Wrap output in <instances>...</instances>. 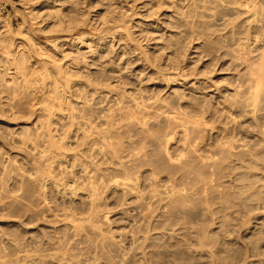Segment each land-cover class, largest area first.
<instances>
[{
    "label": "rangeland",
    "instance_id": "374dc122",
    "mask_svg": "<svg viewBox=\"0 0 264 264\" xmlns=\"http://www.w3.org/2000/svg\"><path fill=\"white\" fill-rule=\"evenodd\" d=\"M19 3L0 264H264V0Z\"/></svg>",
    "mask_w": 264,
    "mask_h": 264
},
{
    "label": "bare ground",
    "instance_id": "6f19581e",
    "mask_svg": "<svg viewBox=\"0 0 264 264\" xmlns=\"http://www.w3.org/2000/svg\"><path fill=\"white\" fill-rule=\"evenodd\" d=\"M0 18H1V20H0V45L3 43L1 40H2V31L4 30V29H9L10 28V24H9V22L7 23V19H4V18H2L1 16H0ZM107 24V23H106ZM69 30V34H67V37H65V43L69 40V41H76L77 40V42L78 43H80L81 45H82V48H86L87 47V45H88V39H86V40H84L83 38H74L73 37V35H74V33H72L73 32V30H71L69 27L67 28V29H65V31H68ZM75 31V30H74ZM5 41H7V42H5ZM4 42L5 43H7V44H10L11 46H13L14 44H13V42H12V40H10V39H8V38H5V40H4ZM57 44V43H56ZM55 44V45H56ZM256 79H255V83H256V85L257 86H259V85H261L262 84V80H263V78H264V56H263V63L261 64V66H260V68H258V70L256 71ZM2 110V109H1ZM0 113H1V111H0ZM121 176V175H120ZM123 176H125V174L123 175ZM115 177H117V176H115ZM122 178V177H121ZM125 179H126V177H125ZM123 180H124V177H123ZM116 181V180H115ZM114 181V182H115ZM125 181H127V183L125 184V183H120L121 181L120 180H118V181H116L115 183L118 185V186H120V185H124V187L128 184V180L126 179ZM95 182V181H94ZM123 182V181H122ZM91 183V182H90ZM93 183V182H92ZM91 183V185L93 186V184ZM97 183V182H96ZM120 184V185H119ZM91 186V192H93V190H92V187ZM114 186V185H113ZM128 186V185H127ZM126 186V187H127ZM95 188V187H94ZM93 188V189H94ZM96 189H98V188H96ZM95 189V190H96ZM89 190H90V188H89ZM94 190V191H95ZM98 191V190H97ZM89 193V194H92V193ZM96 192V191H95ZM94 192V193H95ZM93 196H94V194H92ZM91 195V196H92ZM88 196H90V195H88ZM97 196V194L95 195V197ZM89 198V197H88ZM93 199V198H92ZM95 199V198H94ZM90 200H91V197H90ZM95 200H97V199H95ZM95 202V201H94Z\"/></svg>",
    "mask_w": 264,
    "mask_h": 264
},
{
    "label": "built area",
    "instance_id": "2783aa9c",
    "mask_svg": "<svg viewBox=\"0 0 264 264\" xmlns=\"http://www.w3.org/2000/svg\"><path fill=\"white\" fill-rule=\"evenodd\" d=\"M20 0H0V16L6 19L15 17V9L19 7Z\"/></svg>",
    "mask_w": 264,
    "mask_h": 264
}]
</instances>
